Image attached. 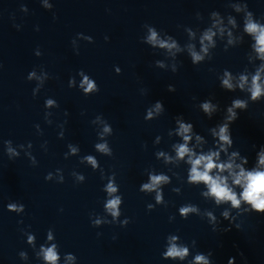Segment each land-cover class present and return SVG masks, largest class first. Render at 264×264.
I'll return each instance as SVG.
<instances>
[{
	"label": "clouds",
	"instance_id": "9594fccd",
	"mask_svg": "<svg viewBox=\"0 0 264 264\" xmlns=\"http://www.w3.org/2000/svg\"><path fill=\"white\" fill-rule=\"evenodd\" d=\"M247 6V5H245ZM213 16L218 15V11H212ZM249 18L246 19L245 25H244V31L248 33L255 41V44L253 45V48L255 52L258 55V58L261 60H264V25L254 22L250 17L251 13L248 14ZM232 21L230 20V23ZM220 23V21H217V24ZM224 29L221 28L220 32L223 34ZM150 35L148 36L147 40L148 43L152 45H159L161 48H167L168 50H172L174 48H177V43L175 40H172L171 42H167L164 40H160L157 37V32L154 29H150ZM216 35L215 32L212 31L211 28L207 29L203 35L201 36L200 43L202 45L201 52L207 54L208 48L210 45L214 46L213 37ZM231 36V33H229ZM171 40V37H169ZM105 40H108V37H105ZM207 41L208 43L205 44L204 42ZM229 44L233 43V40L229 39ZM179 50V49H177ZM190 55H191V63L193 65L198 64L199 62L204 60V55H201L197 53L195 50H193L192 46H189ZM227 52V49L224 50ZM211 59V57H209ZM261 71H264V64L260 66L259 69H257L256 74L252 76L251 85L248 89V91L251 93V99L253 101L258 100L262 95H264V85H262L261 81ZM35 76V73H31L29 78H32ZM240 88H244L245 83H247V76L241 75L239 77ZM220 87L224 90H232L234 88V85L232 83V76L228 70L224 71L223 77L220 79ZM84 84H87V87L84 88L85 92H91L93 90L99 91L96 86L91 83L87 76L84 77V81L81 84V87H84ZM168 91L174 92L175 87L173 85H168ZM54 103L53 100L48 99L46 100V105L51 106ZM201 108L203 109L204 114L209 119L213 118V113L216 112L217 106L210 102V100L206 99L201 105ZM247 107V104L245 101L242 100H233L231 101V104L229 106H226V111L228 115L225 117L224 122L218 123L216 126L212 127L210 130L212 132V135L215 137H218L217 143L220 146V149L222 151L227 152L228 148L232 147L234 144L233 138H232V131H231V125L239 118V114L234 111L235 108H241L245 109ZM156 111L157 112H163L165 111L164 105L162 101H156ZM65 114H67V111H65ZM149 117H151L152 112L149 111L148 113ZM176 123L179 124L178 134L183 137V140L185 143L179 144L176 146V153L177 158L183 159L185 155L188 156V161L191 165V168L189 170L188 175V181L190 183H200L203 182L207 185V192L205 195H209L215 198L214 202L216 205H221L223 203L230 202V205L232 208H239L241 204V200L247 202L250 204V207L246 208L245 211H248L250 213H256L260 215H264V199H258L257 194L261 193L262 190H264V171L253 169L252 171H245L241 165H235L236 168H239V173H236L233 171L234 162L233 159L230 158L229 162L227 163H218L220 157V151H209L207 154H200L196 155L192 149H190L187 146V142L191 139V136L188 135V133L193 132L194 125L191 122L184 123L183 122V116L179 115L178 118H176ZM218 128V131H217ZM105 132L110 131V129L106 126L104 129ZM197 140H201V136L199 134L196 135ZM97 149L101 152H109V149L105 144H98L96 145ZM75 151V149H73ZM238 151H233L231 156L232 158L236 157L238 155ZM259 155V165L261 167H264V145H262L258 150ZM90 163H92L94 166L96 165V161L91 157H87ZM242 160L247 163V157H242ZM213 169H217L218 172H224L228 171L229 174L232 176V183L234 185H240L243 188V191L240 193V198H237L236 192L233 191L231 187L228 185V178L225 176H221L218 174H212ZM151 182L146 183L142 185L141 190H147L151 191L157 188V186L162 182H167L168 177L164 175H157V176H151L150 178ZM107 191L109 193H114L117 191L116 187H114L111 183H109L107 187ZM157 200H160V196L158 194ZM120 198L116 197L112 200H110L107 204V208L112 212L113 216L118 215L117 206L120 204ZM196 211L195 207L193 206H184L180 208V213L182 217L187 216L189 212ZM210 217V223L213 225L212 231L217 232L223 231L227 232L230 231V228H223L221 229L219 227L221 220H217L215 216L212 215V213H208ZM221 217L223 220L229 221V224H233L230 219V214L227 210L221 212ZM235 227L237 229H240V225L235 224ZM31 239V237L29 238ZM175 240V237L172 238ZM53 248H48L43 250L44 251V258L48 261L53 262L55 264V261L57 260L56 252ZM188 254V249L186 247L177 246L175 243H172L166 253L167 256L170 257H179L181 260L185 258V256ZM213 253L211 251L208 252L207 256L203 254H197L195 257L196 264H210L209 257H212ZM240 256L243 259V253H240ZM235 257H230L228 259L227 264H234ZM246 264V261H245Z\"/></svg>",
	"mask_w": 264,
	"mask_h": 264
}]
</instances>
